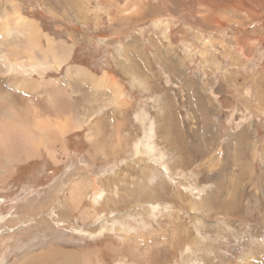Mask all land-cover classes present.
Segmentation results:
<instances>
[{
	"label": "rangeland",
	"instance_id": "rangeland-1",
	"mask_svg": "<svg viewBox=\"0 0 264 264\" xmlns=\"http://www.w3.org/2000/svg\"><path fill=\"white\" fill-rule=\"evenodd\" d=\"M17 104L0 264H264V0H0Z\"/></svg>",
	"mask_w": 264,
	"mask_h": 264
},
{
	"label": "bare ground",
	"instance_id": "bare-ground-1",
	"mask_svg": "<svg viewBox=\"0 0 264 264\" xmlns=\"http://www.w3.org/2000/svg\"><path fill=\"white\" fill-rule=\"evenodd\" d=\"M15 13H18L17 11H15ZM5 15V17L4 18H6V16L8 15H6V13L4 14ZM17 15V17H16V19H17V22H18V24L20 25V29H17V30H14V31H8L6 34H12V36H19L22 32H23V28L25 29L28 25L26 24L25 25V23H27V21H28V19L26 20V18H24L23 16H21V15H19V14H16ZM4 18H3V20H4ZM29 28V27H28ZM26 31H27V35L28 36H30V38L32 39V43H34V38H38V36H40V31H39V29H37L32 23H30V29L28 30L27 28H26ZM11 36V35H10ZM29 39V38H28ZM29 43H30V39H29ZM2 51V50H1ZM18 51V50H17ZM6 53H9V52H7V51H5ZM22 52V51H21ZM21 52H20V54H21ZM18 54V53H17ZM22 55V54H21ZM65 57H67V54L65 55ZM21 59V58H20ZM64 60H66V59H64L63 57H60L59 59H55V62H56V68H58L59 66H60V64H61V62H63ZM74 71L77 73V74H86V72H85V70H83V69H81L80 67L79 68H76V69H74ZM73 71V72H74ZM67 72H70L69 70L67 71ZM75 73V74H76ZM97 83V82H96ZM95 82H94V85H95V87H96V84ZM98 86V85H97ZM26 125H28V124H26ZM31 126V124H29L28 125V129L29 128H31L30 127ZM28 132H30L31 134H36L35 133V131H34V129H32L31 128V130H29ZM6 147V146H5ZM6 159V158H5ZM9 159H11V158H9ZM12 160V159H11ZM10 160V161H11Z\"/></svg>",
	"mask_w": 264,
	"mask_h": 264
},
{
	"label": "crops",
	"instance_id": "crops-1",
	"mask_svg": "<svg viewBox=\"0 0 264 264\" xmlns=\"http://www.w3.org/2000/svg\"><path fill=\"white\" fill-rule=\"evenodd\" d=\"M54 40V39H53ZM53 42H55V40L53 41ZM52 62H53V60H52ZM77 66H79V65H76L75 67H77ZM60 67V66H59ZM80 67H82V66H80ZM55 68V67H54ZM84 68V67H83ZM56 70H58V69H56ZM68 70L70 71V72H68L69 74H74L75 75V71L73 72V71H71V70H74V69H71V68H68ZM87 70V69H86ZM89 71V70H88ZM83 75V74H82ZM93 77H94V79H95V74H93ZM53 78H55V77H50L49 79L50 80H54ZM56 83H54V85H55ZM22 85H23V83H22ZM26 85H28V84H26ZM54 85H52V86H54ZM29 86V85H28ZM92 86H93V84H92ZM91 86V87H92ZM49 88H51V87H49ZM76 88V87H75ZM92 88H94V87H92ZM77 93V92H76ZM80 93V92H79ZM78 94V93H77ZM81 95V94H80ZM79 95V96H80ZM49 96H51V97H53L54 98V96H55V94H50ZM64 100V99H63ZM58 102L59 101H55L54 99H52V100H49L48 101V103L47 104H51V106H52V110H50L51 112L50 113H56V109H57V107H58ZM17 105H19V107L20 108H15V111H14V109L13 108H11V109H3L2 107H0V113H33L32 111H30V110H28V108H29V105H23V104H17ZM45 105L46 104H44V106H43V108H42V111H45V109H44V107H45ZM15 107H16V104H15ZM71 109H73V107L71 108ZM25 110H27V111H25Z\"/></svg>",
	"mask_w": 264,
	"mask_h": 264
}]
</instances>
